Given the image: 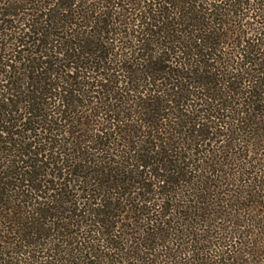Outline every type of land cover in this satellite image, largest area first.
Returning <instances> with one entry per match:
<instances>
[{"label": "trees", "instance_id": "trees-1", "mask_svg": "<svg viewBox=\"0 0 264 264\" xmlns=\"http://www.w3.org/2000/svg\"><path fill=\"white\" fill-rule=\"evenodd\" d=\"M0 264H264V0H0Z\"/></svg>", "mask_w": 264, "mask_h": 264}]
</instances>
